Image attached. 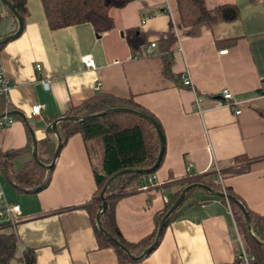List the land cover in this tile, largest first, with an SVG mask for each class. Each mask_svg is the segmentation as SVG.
Here are the masks:
<instances>
[{"label": "crops", "instance_id": "crops-1", "mask_svg": "<svg viewBox=\"0 0 264 264\" xmlns=\"http://www.w3.org/2000/svg\"><path fill=\"white\" fill-rule=\"evenodd\" d=\"M203 2L207 8L235 3L238 15L212 25H188L180 22L175 0H129L109 9L112 27L96 34L88 21L50 28L40 0H26L20 32L0 47L9 85L4 99L25 118L10 115L11 123L0 128V154L9 168L20 169L31 156L26 123L36 141L55 138L46 128L50 118L100 91L130 97L153 113L163 132L160 162L149 173L154 183L114 202V220L125 240L136 241L153 229V214L186 174L214 181L216 168L222 186L264 216V0ZM14 27L11 16L0 18V33ZM127 28L141 32V56L130 53ZM168 37L173 41L161 42ZM150 42L154 45L146 50ZM83 53L93 57V66L80 61ZM184 75L190 86L182 83ZM223 88L239 103L227 104ZM37 103L40 108L32 113ZM51 167L44 186L21 191L0 171L4 197L19 206L16 220L2 225L16 238L8 264H25L19 258L24 251H30V264H235L237 235L243 238L228 200L189 188L156 246L120 263L111 246L98 244L96 219L92 222L81 206L95 182L78 132L60 145Z\"/></svg>", "mask_w": 264, "mask_h": 264}, {"label": "trees", "instance_id": "trees-1", "mask_svg": "<svg viewBox=\"0 0 264 264\" xmlns=\"http://www.w3.org/2000/svg\"><path fill=\"white\" fill-rule=\"evenodd\" d=\"M9 1L23 22L24 15L27 12L26 0ZM128 1L129 0H40L44 17L50 28L88 21L96 34L112 27L113 22L108 13L109 9L111 7H121ZM175 2L182 24L192 25L196 22H204L207 25H212L219 21L233 20L238 15V8L235 3H220L214 7L207 8L203 0H175ZM0 7L5 11L2 13L0 10V18L4 15H8L16 22V18L12 11L5 4L0 2ZM14 30L15 27L8 32L10 33ZM8 32L0 33V37ZM125 39L130 53L133 56H141L145 44L141 32L137 30V28H127L125 30ZM172 41L173 37L161 40V42L167 43ZM3 43L0 44V47ZM114 106L129 107L151 116L157 123L162 143L164 142L161 125L152 112L136 103L130 97H117L100 91H95L91 96L83 99L76 105H68L63 112L52 116L49 123L61 115L80 116L95 113ZM12 110L13 107L5 101L4 95L0 93V114L5 111L9 115L18 117L16 113L10 112ZM25 125L27 134L26 148L31 149L32 139L27 128V123ZM56 129L60 136V145H62L66 138L74 132H78L84 141L92 167L95 188L90 198L81 206L88 211L92 222H95V214L101 202L99 191L107 177L123 167L149 166L153 162L158 151V136L153 124L144 117L128 111H110L82 119H61L56 121ZM55 144L56 138L52 135H47L37 140V160L30 156L18 170L9 168L6 158L2 157L3 155L0 154V171L17 190H27L37 184H41L40 187H42L47 183L52 169V167H45L44 164L50 162ZM154 170L155 169L150 172L131 171L120 173L106 184L103 191V196L106 199V207L105 210L99 214L101 225L110 235L124 244L133 255L140 254L141 251L152 242L160 216L166 211L184 185L194 181L203 182L214 190L223 189L225 192L232 194L235 198L240 200L239 196L234 193L229 186L224 185L222 187L218 183L212 181L211 178L204 179L202 175L186 174L184 178L178 181L177 189L172 192L163 207L153 214V229L136 241H127L122 237L116 226L113 214L114 202L118 196L139 187L143 182V177L152 173ZM213 172L214 171H210L204 174L208 175ZM188 191L189 190L185 191L181 202L165 217L161 234L165 224L181 211L183 206L182 203ZM218 198L225 199L221 196H218ZM228 202L245 247L247 251L253 255L251 264H264V246L261 244V242H264V216L243 204L248 212L250 231L258 240L255 241L247 233L240 209L233 202ZM5 228L6 226H0V264H8L15 253V235L13 232H7ZM94 232L99 245H109L113 248L118 262L123 263L132 260L123 249L115 245L98 230L95 225ZM156 244L144 255L150 252ZM29 252L24 251L19 257L25 264L31 263ZM235 264H238L237 259H235Z\"/></svg>", "mask_w": 264, "mask_h": 264}, {"label": "water", "instance_id": "water-1", "mask_svg": "<svg viewBox=\"0 0 264 264\" xmlns=\"http://www.w3.org/2000/svg\"><path fill=\"white\" fill-rule=\"evenodd\" d=\"M0 2L5 4L12 11L13 15L16 18V28H15V30L12 31L11 33H8V34H5V35L1 36L0 37V44H1V43L5 42L6 40H8L9 38L17 35L20 32L21 26H22V21H21L20 17L18 16L17 12L14 10L13 5L10 3L9 0H0ZM120 34H121V31H120ZM110 111H128V112H132V113L138 114V115L144 117L145 119H147L148 121H150L153 124V126L155 127V130H156V133H157V136H158V151H157V153L155 155V158H154L153 162L149 166H147V167H123V168L118 169L117 171L113 172L112 174H110L107 177V179L105 180L103 186L101 187V189L99 191V196L101 198V202H100V205H99V209L97 210V212L95 214V219H96L97 228L107 238H109L115 245H117L118 247L123 249L128 254V256L130 258H132V259L141 258L142 256H144V254L148 250H150L157 243V240H158V238H159V236L161 234V230H162V227H163V224H164L165 217L167 216V214L172 209H174L181 202L182 198L184 197L185 191H187L189 188H191L193 186H198V187H201V188L205 189L206 191H208V192H210V193H212L214 195H218V196L224 197L226 200L231 201L234 204H236L237 207L240 209L242 215H243L247 233L249 234V236L253 240L258 241L257 238L254 236V234L250 231L248 212H247L246 208L244 207L243 203L240 200L235 198L232 194L227 193V192H225L223 190H214L209 185H207L205 183H202V182H199V181H194V182H190V183L184 185L180 189V191H179L178 195L176 196V198L172 201V203L169 205V207L166 209V211L160 216V218H159V220L157 222L156 231H155V234H154L152 242L147 247H145L141 251L140 254H138V255L131 254L128 251V249L125 247L124 244H122L119 240H117L112 235H110L102 227L101 222L99 220V214L102 213L105 210L106 199L103 196V191L105 189L106 184L112 178H114L116 175H118L120 173H124V172H131V171H133V172H150L153 169H155V167L157 166V164H158V162L160 160L161 154H162L163 143H162V139H161V136H160L159 127H158L157 123L153 120V118L151 116H149L148 114H145V113L140 112L138 110H135V109H132V108H129V107H124V106L108 107V108H105V109H103L101 111H98V112H95V113H90V114H85V115H80V116H78V115H61V116L57 117L56 119L52 120L46 127L49 132L54 133L55 138H56V144H55V147H54L53 154H52L50 162L47 163V164H44V165H45V167H51L52 166V164L54 162V158H55V156H56V154L58 152V149L60 147V136H59V133H58V131L56 129V121L61 120V119H82V118H88V117L93 116V115H98V114L105 113V112H110ZM10 112L19 114L22 117V119L25 120L24 115L21 113V111L12 110ZM28 130H29V133H30V136H31V139H32L31 156H32L33 159L37 160V157H36V139L34 138V134H33L32 129H31V127L29 125H28ZM40 185L41 184H37V185L33 186L32 188H38ZM261 244L264 246V242H261Z\"/></svg>", "mask_w": 264, "mask_h": 264}, {"label": "built area", "instance_id": "built-area-1", "mask_svg": "<svg viewBox=\"0 0 264 264\" xmlns=\"http://www.w3.org/2000/svg\"><path fill=\"white\" fill-rule=\"evenodd\" d=\"M153 45H154V42H150L148 44V47L146 48V50H148V48L153 46ZM225 50L226 49H220L219 53H222ZM79 59L85 66H93V64H94L93 57L88 53L80 54ZM182 83L184 85H189V86L191 85V81H190V78L188 75L183 76ZM98 85H99V82L97 81L95 86L98 87ZM8 89H9V85L6 82V80L2 74V70H1V66H0V93H2L4 96H6ZM220 92H221V96L223 97V99L225 100V102L227 104L234 106V105L239 103V100L235 99L232 96V93L228 89L223 88V89H221ZM198 99H199V97L196 95L195 99H194V105L196 107H197ZM39 108H40V104H38V103L34 104L31 106V112L37 113ZM235 112L236 113L239 112V109L236 108ZM11 121H12V117L9 114H7V113L1 114L0 115V128L6 126L7 124H10ZM215 173H216V175H215L213 180L222 186L221 176H220L219 170L217 168L215 169ZM153 183L154 182L152 181V176L148 174L145 177V180L143 181V183L140 185V187L145 189ZM18 209H19V206L17 203H14L10 200H7L4 197L3 192L1 190V187H0V226L4 225L6 223H13L17 218ZM252 257H253V255L247 251L245 244H244L243 240L241 239V237L239 235H237L236 259L238 260V264H251Z\"/></svg>", "mask_w": 264, "mask_h": 264}]
</instances>
